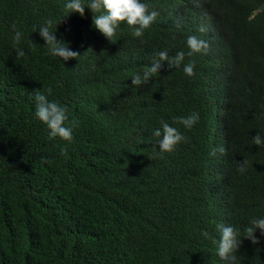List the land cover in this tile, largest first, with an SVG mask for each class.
<instances>
[{"label":"trees","instance_id":"1","mask_svg":"<svg viewBox=\"0 0 264 264\" xmlns=\"http://www.w3.org/2000/svg\"><path fill=\"white\" fill-rule=\"evenodd\" d=\"M67 2L0 0V264H224L219 224L240 230L239 264H264V236L243 238L264 217V147L252 144L264 138V0H141L159 15L139 38L122 23L115 42L88 9L65 16ZM48 19L79 57L48 54L38 30ZM190 35L207 53L185 55L180 68L162 62L132 86L158 52L187 53ZM49 88L67 108L65 126L78 122L71 143L49 140L35 118L34 96ZM193 112L190 130L174 123ZM161 120L187 142L157 155ZM221 146L225 154L209 155Z\"/></svg>","mask_w":264,"mask_h":264},{"label":"clouds","instance_id":"2","mask_svg":"<svg viewBox=\"0 0 264 264\" xmlns=\"http://www.w3.org/2000/svg\"><path fill=\"white\" fill-rule=\"evenodd\" d=\"M150 5L141 2V0H68L65 4L66 15L76 12L81 17L85 14V9H88L92 14V25L97 29L108 41L115 42L117 29L122 23H126L132 29V35L136 38L142 37L145 30L148 29L155 21L159 13L156 10L149 11ZM64 16V17H65ZM58 23H56L57 25ZM53 21L48 19L44 25L39 27V35L44 41V46L47 48L48 54L52 57L60 58L62 61L76 59L79 54L76 51L70 50L63 40H57L55 32L50 31ZM55 25V28H56ZM14 33L13 48L17 59L25 56V51L18 47L22 39V32L17 28L15 23L11 26ZM34 31H37L34 29ZM200 32H205L206 28L200 26ZM226 31V30H225ZM225 39L229 41L228 34L224 32ZM143 43V41H142ZM186 46L188 52H177L174 56L169 57L167 50L160 51L152 59L150 66L143 68L142 73L138 72L131 77L133 87L140 88L149 83V81L157 76L162 67V62H166L169 68H180L184 61L185 55L191 57L198 53H207L209 44L196 35L187 37ZM195 61H189L183 67V72L186 76H193ZM51 88L46 90V93L36 92L35 100V118L43 123L48 129V139L53 140L59 138L65 142L73 141V129L78 127V122L72 121L70 126H65L67 121V108L61 106L56 101H49L48 94H51ZM199 121V114L191 113L187 117H176L174 123L182 125L185 129L190 130ZM161 128L153 131L152 135L156 138L158 145L157 155L173 152L177 145L181 142H187V137L184 136L179 129L170 126L167 122L161 120ZM252 144L257 147H264V138L259 133L252 137ZM217 151L221 155L226 153V149L221 146L218 149L214 148L209 155L215 156ZM61 155H67V148L63 147L60 150ZM42 163H50L45 158H42ZM250 166V161L243 159L237 162V172L244 174ZM217 229L220 233L218 241L213 240L217 244V255L224 264H239L236 253L242 243L240 230L231 226L219 224ZM259 230L260 236H264V217L251 218L249 225L243 230V238L249 240L253 245L259 244L260 240L255 235ZM205 239H212L207 231L201 232Z\"/></svg>","mask_w":264,"mask_h":264}]
</instances>
